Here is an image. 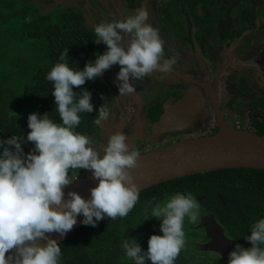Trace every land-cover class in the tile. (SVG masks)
Wrapping results in <instances>:
<instances>
[{"label": "clouds", "instance_id": "clouds-1", "mask_svg": "<svg viewBox=\"0 0 264 264\" xmlns=\"http://www.w3.org/2000/svg\"><path fill=\"white\" fill-rule=\"evenodd\" d=\"M148 18L147 8L141 5L133 15L94 25L95 42L102 41L108 51L97 53L83 70H74L66 60L67 49L60 57L64 62L47 74L61 123L47 113H32L26 139L13 135L0 140V264H60L61 247L50 238L51 233L65 236L80 214L84 217L81 223L93 227L105 217H126L138 202L140 189L131 170L138 167L140 153L129 148L123 132L110 135L102 153L95 140L76 132L80 114L92 113L94 104L90 91L77 93L73 88L118 64L119 94L127 97L136 92L131 81L144 80L157 71L171 72L177 59L166 56L159 29L147 23ZM110 115V105L104 103L94 123L101 125ZM27 142L34 148L25 154L22 144ZM80 169L91 172L99 183L90 190V199L75 191H69L66 199L64 189L74 182L69 172ZM199 214L200 205L191 193H175L163 206L146 209L143 220H161L162 235L149 238L147 251L135 239H126L122 243L125 255L134 264H175L186 245L185 219L196 223ZM250 230L244 239L251 247L237 243L228 264H264V219Z\"/></svg>", "mask_w": 264, "mask_h": 264}, {"label": "flooded vegetation", "instance_id": "flooded-vegetation-1", "mask_svg": "<svg viewBox=\"0 0 264 264\" xmlns=\"http://www.w3.org/2000/svg\"><path fill=\"white\" fill-rule=\"evenodd\" d=\"M24 1L33 7V11L39 9L42 13L59 9L80 10L89 26L99 24L102 18L105 20L98 12L94 15L88 0ZM180 1L182 6L177 11L176 2L179 4ZM248 2L249 4H245V0H113L114 9L110 13L114 20L119 19L116 16L123 18L133 15L136 8L145 6L149 12L147 23L159 29L162 41L171 43L166 47L165 53L166 56L176 57L177 62L169 73L161 74L157 71L144 80L131 81L136 92L127 97L119 94L116 78L120 70L118 64L98 77V86L107 95L106 103L110 105L111 115L109 120L94 126L86 134L96 141L97 149L102 153L110 135L117 132L125 133L129 148L136 149L140 155L181 140L213 135L225 124L233 129L264 135V53L260 48L255 51L253 46L244 44V38L241 37L248 29L246 22H252V17L255 16L254 5L250 0ZM174 16L176 17L172 20ZM161 18L166 19V26L171 28L167 30V36L165 26L159 23ZM162 21L164 23L165 20ZM184 40H189L191 45L178 46V41ZM101 44L104 54L108 48L104 43ZM161 107H186V110L176 113L175 117L180 122L187 116L188 119L178 129L158 130L156 126ZM81 172L84 177L91 173L84 169ZM79 178L83 177L73 179L75 181ZM159 185L148 195L140 196L131 210L134 223L140 219L148 227L137 223L136 231L134 228L126 229L125 240L135 239L147 251L149 238L152 235H162V221L154 217L143 220L146 209L150 210L156 204L163 206L175 193H191L200 205V214L196 223H190L187 218L184 223L190 229L187 232L185 228L186 241L195 249L190 260L196 263L204 260L206 264H228L229 254L235 250L237 243L245 248L251 247L250 242L244 238L251 235L254 211L247 209L249 206L240 210V195H235L224 187L197 191L193 186H183L182 183L176 187L172 184H168L169 187ZM234 208L241 214L246 211L241 225L227 221L229 217L226 215ZM210 216L215 218L229 239L227 244L223 243V247H227L223 249L227 257L214 251H199L196 245L213 243V237L208 236L206 227H202L205 218ZM212 229L211 235L214 234ZM125 258L128 264H134L126 255Z\"/></svg>", "mask_w": 264, "mask_h": 264}, {"label": "trees", "instance_id": "trees-1", "mask_svg": "<svg viewBox=\"0 0 264 264\" xmlns=\"http://www.w3.org/2000/svg\"><path fill=\"white\" fill-rule=\"evenodd\" d=\"M95 40L94 26L87 24L80 10L59 9L42 13L39 9L33 11V7L24 0H0V140L13 135L26 139L30 131L28 116L32 113L41 116L47 113L54 122L61 123L52 95L53 85L46 79L47 74L55 64L64 62L60 57L67 49L69 67L83 70L86 63L96 59L97 53L102 54V41L97 44ZM98 84L96 78L86 81L80 88H73L77 93L82 89L92 93L94 111L90 114L81 113V124L75 129L84 135L96 127L95 116L99 107L106 103L107 95ZM102 94L105 97L103 100ZM22 148L27 154L33 150L34 144L27 142L22 144ZM81 171L70 170L69 175L72 178L84 177ZM180 183L193 186L197 191L222 187L229 189L235 195H240V210L249 206L247 209L254 211V223L264 219V170L225 168L174 179L159 187H169L168 184L176 187ZM156 188L158 186L142 190L140 196H146ZM235 209L226 215L230 219L227 221L241 225L246 211L241 214ZM130 214L131 211L126 217L115 220L105 217L95 227L82 225L74 230L59 243L60 264H108L104 255L106 250L110 246H122L126 229L134 228L136 231L137 223H142L140 219L134 223ZM142 224L148 227L146 222ZM122 253L119 263L128 264L123 248ZM175 264L206 262L202 260L196 263L182 257L177 258Z\"/></svg>", "mask_w": 264, "mask_h": 264}, {"label": "water", "instance_id": "water-1", "mask_svg": "<svg viewBox=\"0 0 264 264\" xmlns=\"http://www.w3.org/2000/svg\"><path fill=\"white\" fill-rule=\"evenodd\" d=\"M186 107H161V115L157 121V129H178L187 121L188 116L178 121L175 114L184 111ZM189 114V112H188ZM230 168H255L264 170V135H258L246 130L233 129L221 125L220 130L210 136L196 139L181 140L167 145L138 158V167L131 170L135 183L140 191L150 187L178 179L188 175ZM99 181L91 173L83 178L76 179L73 184L64 189L65 198L69 191H75L85 199H90V190L98 185ZM83 215L77 216V224L61 237L58 233H51L50 238L59 244L74 230L83 224ZM202 227H206L208 236L213 237V243H197L199 251H214L227 257L223 243L229 240L223 228L213 216L205 218ZM214 230L211 235L210 230ZM234 241V240H233ZM232 241V243H233ZM229 242V241H228ZM41 244L46 241L41 240ZM8 255V254H6ZM151 264V261H148Z\"/></svg>", "mask_w": 264, "mask_h": 264}, {"label": "rangeland", "instance_id": "rangeland-1", "mask_svg": "<svg viewBox=\"0 0 264 264\" xmlns=\"http://www.w3.org/2000/svg\"><path fill=\"white\" fill-rule=\"evenodd\" d=\"M168 1V0H166ZM249 0H245V4H249L248 2ZM253 5H254V12H255V16L252 17V22H246L248 29L245 30L242 33V38H244V44L248 45V46H253V49L256 51L258 48H260V50L264 53V0H250ZM176 10L180 11L178 8L182 6V1L176 2ZM88 5L92 8V11H94V15H96V12L99 13V15L101 16V18L104 16L105 20L102 21L103 22H108V21H112L114 20V17L112 16V14L110 13V11H113V0H88ZM117 18H120L119 16H116ZM126 17V16H125ZM176 16L172 17L171 19L173 20ZM97 18H99V16H97ZM99 20V19H98ZM162 20H165L164 23ZM102 21L99 23H102ZM166 19H160L159 23L162 26H165V32H166V36H167V30H171L170 27L166 26ZM168 23V21H167ZM153 26V24H152ZM214 26H216L214 24ZM154 27V26H153ZM185 28V27H184ZM169 35V34H168ZM170 35L171 37H173V33L170 31ZM166 41V40H165ZM164 42V41H163ZM179 44L178 46L184 45V46H189L191 45V42L189 40H184V41H178ZM171 43L170 42H164V46H165V50L166 47L170 46ZM166 204V203H165ZM148 226V224H147ZM185 226V225H184ZM185 228L187 230V232H190L189 228H187V226L184 227V231ZM122 246H110L108 248V251L106 250V252L104 253L105 258L108 259V264H120L119 263V258L121 257V254L123 256L122 253ZM195 249L191 248V245L189 247V245H187V241H186V245L185 248L181 251V254L179 255L178 258H191L192 254H195Z\"/></svg>", "mask_w": 264, "mask_h": 264}]
</instances>
